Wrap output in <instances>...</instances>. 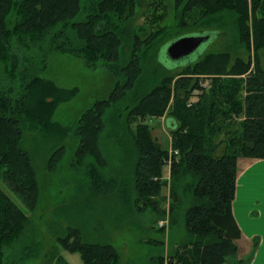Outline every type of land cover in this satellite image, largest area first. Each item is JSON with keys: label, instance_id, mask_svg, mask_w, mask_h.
Listing matches in <instances>:
<instances>
[{"label": "trees", "instance_id": "trees-1", "mask_svg": "<svg viewBox=\"0 0 264 264\" xmlns=\"http://www.w3.org/2000/svg\"><path fill=\"white\" fill-rule=\"evenodd\" d=\"M173 3V13L178 6L184 7L180 10L182 23L187 22L186 17L199 19L193 20L199 25L186 33L222 30L226 14L232 16L238 42L244 43L247 51L253 48V74L248 73L250 58L236 57L230 62L232 57L225 52L203 53L186 65L172 68L155 61L145 73L133 52L127 64L118 68L119 47L122 38L130 39L129 19L137 11L136 0H88L87 5L82 0H0V62L9 80L17 79L19 86L15 95L11 88L0 90V178L24 206L0 186V264H4L5 249L25 232L29 212L36 208L39 196L31 155L21 146L23 127L56 140L58 144L51 148L48 159V167L53 169L64 155L61 142L69 129L52 117L58 104L78 90L58 86L52 79L32 72L31 64H25L28 50H41V70L47 66L48 54L57 52L79 57L88 66L103 60L113 75L124 79L115 84L106 99L94 101L83 111L74 130L79 141L72 164L84 163L88 155L93 157L86 163L90 164L87 171L93 191L102 192L108 183L94 165L106 164L98 148L104 108L131 89L135 106L129 112L130 123L138 116L161 117L168 110L170 148L177 151L171 157V181L180 182L192 197L184 219L194 239L177 245L167 257H158V264H224L235 254L239 231L231 215V202L237 158H264V69L258 59L259 50L264 49V0ZM172 38L163 39L159 45L152 43L146 50H155ZM178 68L182 72L176 73L180 78L172 86L173 76L166 75ZM200 76L209 80L208 87L201 85ZM193 90L200 92L197 100L190 102ZM241 115L244 118L237 121ZM132 131L137 148L133 170L136 207L159 211L158 197L165 199L161 191L167 185L163 167L169 149L161 146L147 123H137ZM222 144L223 152L218 155L216 151ZM186 176L190 179L184 182ZM173 187L170 184L172 201L176 199ZM57 243L62 250L79 253L83 264H117L120 259L112 244L84 241L77 228H68L65 235L57 237ZM53 264L70 263L57 254Z\"/></svg>", "mask_w": 264, "mask_h": 264}, {"label": "rangeland", "instance_id": "rangeland-1", "mask_svg": "<svg viewBox=\"0 0 264 264\" xmlns=\"http://www.w3.org/2000/svg\"><path fill=\"white\" fill-rule=\"evenodd\" d=\"M87 3L88 0H82V4L87 5ZM173 4V0H136L137 11L129 19L130 39L122 38L119 47V57L116 61L118 68L127 64L133 52L139 57L138 63L142 73L153 68L155 61L167 68L172 67L166 55L169 40L155 50L147 51L146 48L152 43L159 45L163 39L175 37L179 33L184 34L188 28L199 25L193 22L199 20L196 16L186 17L187 22L182 23L183 15L180 14V10H184V7L178 6L177 12L173 13ZM231 17L226 14L224 19L226 22L224 26H220L222 28L219 30L220 34L205 43L199 52L229 53L232 57L230 62L236 57L250 58L252 69L250 68L248 73L253 74L255 61V55L251 50L253 48L247 51L245 44L238 42ZM212 26L219 27L218 24ZM43 43L41 47H45ZM40 51L27 52L28 62L25 64H31L29 66L31 71L38 73L40 77L52 79L58 86L76 87L78 90L69 100L58 104L52 117L54 121L69 129L66 138L61 142L64 145V155L53 169L48 167V159L49 151L58 144L56 140L53 138L49 140L38 131L23 127L21 146L31 155L38 180L39 196L36 208L29 212L31 218L25 232L13 243V246L5 249L4 264H53L57 254L70 264H83L79 253L62 250L57 243V237L65 235L68 228H77L84 241L112 244L119 253L120 259L117 264H158L156 261L158 257L165 258L177 245L194 239L186 229L184 219V213L192 197L180 182L171 181L170 169L164 166L163 178L167 180V185L161 191L165 196L164 201L158 197L160 210L136 207L137 195L134 190L133 170L137 148L132 130H135L136 124L140 122L151 125L153 136L162 147L169 149L170 126L165 121L168 110H165L161 117L138 116L137 120L130 123L129 112L135 106L131 98V89H126L124 96L104 108L98 148L106 164L94 165L103 180L108 183L102 192L93 191L87 171L90 164H86L93 160V157L88 155L83 159L84 163L72 164L79 141V136L74 130L83 111L94 101L106 99L115 84L123 83L124 79L113 75L103 60L88 66L79 57L57 52L48 54L47 66L41 70ZM258 56L259 65L264 69L263 48L259 50ZM179 72H182V69L178 68L175 72L167 73L166 76H173L172 86L180 78V74H176ZM200 80L202 86L208 87V79L200 76ZM8 88H11L12 95H15L17 90L19 91L18 81L9 80L0 62V90ZM198 92L200 90H193L188 101L197 100ZM172 100L173 93L169 104ZM243 118L244 115H241L236 117V120ZM223 149L224 144L218 147L216 154H221ZM174 151L176 150L172 149V154H177V151L176 153ZM189 179L190 176H186L183 181ZM170 184H173L176 191L174 201L169 196ZM0 186L24 208L19 198L4 187L1 178ZM96 194L98 196H94ZM160 221H163L161 226ZM159 227H163V230ZM249 251L248 245H236L235 256L226 258L224 264L235 262L237 255L240 259H246Z\"/></svg>", "mask_w": 264, "mask_h": 264}, {"label": "crops", "instance_id": "crops-1", "mask_svg": "<svg viewBox=\"0 0 264 264\" xmlns=\"http://www.w3.org/2000/svg\"><path fill=\"white\" fill-rule=\"evenodd\" d=\"M237 165L231 202V215L239 231L235 244L248 245L250 251L246 259L236 254L232 264H264V158L239 157Z\"/></svg>", "mask_w": 264, "mask_h": 264}, {"label": "water", "instance_id": "water-1", "mask_svg": "<svg viewBox=\"0 0 264 264\" xmlns=\"http://www.w3.org/2000/svg\"><path fill=\"white\" fill-rule=\"evenodd\" d=\"M219 34V30H203L184 33L170 39L166 46V55L172 67L186 65L200 57V48ZM165 121L169 125L168 120Z\"/></svg>", "mask_w": 264, "mask_h": 264}, {"label": "built area", "instance_id": "built-area-1", "mask_svg": "<svg viewBox=\"0 0 264 264\" xmlns=\"http://www.w3.org/2000/svg\"><path fill=\"white\" fill-rule=\"evenodd\" d=\"M175 153H176V151H174ZM172 149H169V152H168V157H167V159L165 160V163H166V165L168 166V167H170L171 166V162H172ZM160 223V225H162L163 224V221H160L159 222Z\"/></svg>", "mask_w": 264, "mask_h": 264}]
</instances>
